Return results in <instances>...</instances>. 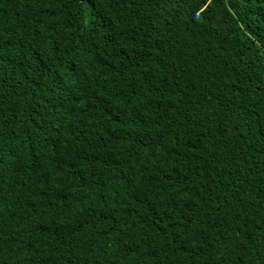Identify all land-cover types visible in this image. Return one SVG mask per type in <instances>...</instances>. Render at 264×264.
Masks as SVG:
<instances>
[{
    "label": "trees",
    "instance_id": "1",
    "mask_svg": "<svg viewBox=\"0 0 264 264\" xmlns=\"http://www.w3.org/2000/svg\"><path fill=\"white\" fill-rule=\"evenodd\" d=\"M0 264H264V0H0Z\"/></svg>",
    "mask_w": 264,
    "mask_h": 264
}]
</instances>
